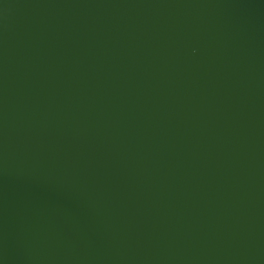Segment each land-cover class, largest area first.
<instances>
[{
  "label": "water",
  "instance_id": "95a60500",
  "mask_svg": "<svg viewBox=\"0 0 264 264\" xmlns=\"http://www.w3.org/2000/svg\"><path fill=\"white\" fill-rule=\"evenodd\" d=\"M0 264H264V0H0Z\"/></svg>",
  "mask_w": 264,
  "mask_h": 264
}]
</instances>
